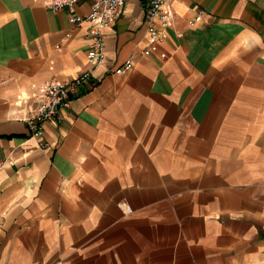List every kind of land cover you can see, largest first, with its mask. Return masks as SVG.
<instances>
[{
  "label": "crops",
  "instance_id": "crops-1",
  "mask_svg": "<svg viewBox=\"0 0 264 264\" xmlns=\"http://www.w3.org/2000/svg\"><path fill=\"white\" fill-rule=\"evenodd\" d=\"M54 1L0 0V264H264V0H170L165 57L126 0L96 66ZM84 70L43 149L20 100Z\"/></svg>",
  "mask_w": 264,
  "mask_h": 264
},
{
  "label": "built area",
  "instance_id": "built-area-1",
  "mask_svg": "<svg viewBox=\"0 0 264 264\" xmlns=\"http://www.w3.org/2000/svg\"><path fill=\"white\" fill-rule=\"evenodd\" d=\"M80 0H58L50 2L48 6L53 11H59L68 7L71 13L75 12V6ZM92 8L88 14H73L70 22L73 26L89 24L88 35L89 49L88 61L93 66L100 64L105 58L104 31L122 13L126 0H91ZM147 4L145 25L149 38V44L145 48V54L158 53L165 57L166 53L160 51V44L168 37L167 29L172 22V9L170 0H143ZM191 24L193 22L191 21ZM134 67L132 58L116 68L115 73L127 74ZM94 78L92 70H84L74 77L58 80L52 79L28 92L20 100V108L25 110L21 120L25 121L29 134L37 138L39 145L44 149L47 143L44 140L46 123L57 120L61 111L71 107L73 98L82 87L88 85ZM128 211L130 208L127 207Z\"/></svg>",
  "mask_w": 264,
  "mask_h": 264
}]
</instances>
